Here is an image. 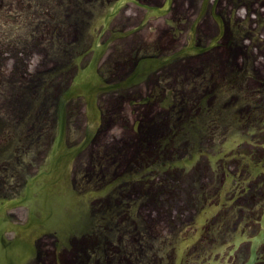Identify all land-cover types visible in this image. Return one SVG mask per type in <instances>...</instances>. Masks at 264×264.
<instances>
[{
    "label": "flooded vegetation",
    "instance_id": "obj_1",
    "mask_svg": "<svg viewBox=\"0 0 264 264\" xmlns=\"http://www.w3.org/2000/svg\"><path fill=\"white\" fill-rule=\"evenodd\" d=\"M136 1L107 29L88 19L73 78L110 43L97 74L136 81L98 97V131L67 175L65 161L46 168L66 70L50 90L49 32L20 31L22 0H0V233L34 245L25 264H245L257 238L264 264V0ZM88 126L86 100L73 99L67 145Z\"/></svg>",
    "mask_w": 264,
    "mask_h": 264
},
{
    "label": "rangeland",
    "instance_id": "obj_2",
    "mask_svg": "<svg viewBox=\"0 0 264 264\" xmlns=\"http://www.w3.org/2000/svg\"><path fill=\"white\" fill-rule=\"evenodd\" d=\"M32 1L33 9L28 12V21L24 22H34L40 26L45 23L49 24V37L47 38L48 80L50 82V88L55 87V90H61V60L65 59L67 64H72V58L76 53V45H73L76 32V29L73 28V24H76L75 18L86 16L79 11L82 10L87 15H93L90 11V8H92L96 10V15L98 16L103 9L111 6L115 0ZM38 62H41V60L34 56L33 69L37 65H41Z\"/></svg>",
    "mask_w": 264,
    "mask_h": 264
},
{
    "label": "water",
    "instance_id": "obj_3",
    "mask_svg": "<svg viewBox=\"0 0 264 264\" xmlns=\"http://www.w3.org/2000/svg\"><path fill=\"white\" fill-rule=\"evenodd\" d=\"M91 106V105H90ZM60 121H61V113H60ZM61 132H60V135L58 136V138L56 139V142H55V149H54V151L55 152H58L60 149H61ZM82 149V147L81 148H76V149H74L73 150V152L76 154L77 152H79L80 150Z\"/></svg>",
    "mask_w": 264,
    "mask_h": 264
}]
</instances>
